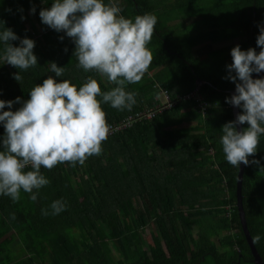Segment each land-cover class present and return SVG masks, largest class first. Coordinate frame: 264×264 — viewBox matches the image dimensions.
<instances>
[{
    "label": "trees",
    "instance_id": "1",
    "mask_svg": "<svg viewBox=\"0 0 264 264\" xmlns=\"http://www.w3.org/2000/svg\"><path fill=\"white\" fill-rule=\"evenodd\" d=\"M53 2L0 0L5 22L0 31L11 29L20 39L33 40L38 59L37 66L20 71L19 82L13 79L19 70L0 60V100H21L0 114L18 110L49 76L69 80L77 89L88 76L104 92L114 87L78 68L72 39L42 24L40 11ZM104 3L114 6L113 0ZM119 9L133 22L152 14L157 23L147 45L151 65L139 83L125 89L135 93L136 103L123 111L102 103L108 124L156 107L162 90L177 100L198 89L210 105L207 113L201 114L194 98L181 100L152 120L108 136L102 153L83 166L42 167L50 183L35 202L22 190L15 203L0 195V264H255L239 216L240 168L226 161L220 138L222 126L235 121L226 103L235 90L225 79L230 53L237 45L242 51L261 50L256 39L264 25V0H122ZM10 43L18 47L20 40ZM3 47L0 43V52ZM51 63L65 67L61 77L49 71ZM4 135L0 124V145ZM249 160L260 164L245 166L243 206L251 236L261 237L255 246L264 261V136ZM56 200L66 210L43 215ZM148 230L152 244L145 237Z\"/></svg>",
    "mask_w": 264,
    "mask_h": 264
},
{
    "label": "clouds",
    "instance_id": "2",
    "mask_svg": "<svg viewBox=\"0 0 264 264\" xmlns=\"http://www.w3.org/2000/svg\"><path fill=\"white\" fill-rule=\"evenodd\" d=\"M31 11L35 13V8ZM119 13L118 7L105 4L104 0H54L50 9L40 11L42 24L72 39L77 67L85 73L95 72L114 87L104 92L97 79L88 76L77 89L69 80L57 82L49 76L31 89L30 99L18 110L3 111L0 195L15 203L22 190L31 194L30 199L35 202L39 190L50 183L41 173L42 167L52 170L64 163L83 166L89 157L102 153V142L111 130L102 103L119 111L131 110L135 105V93L125 89L139 83L151 65L153 57L147 45L157 18L152 14L138 15L133 22ZM4 23L0 20V25ZM259 31V53L252 48L242 51L239 45L234 47L225 77L235 84V94L226 103L241 109V114L222 126L220 144L226 161L237 168L260 164L249 160L257 154L260 137L264 136V78L253 79V73L264 72V27ZM16 40H20L18 47L10 43ZM0 43L4 46L0 60L19 70L13 76L17 82L23 79L20 71L37 66L33 40L20 39L11 29L3 28ZM49 66L55 77L64 74L65 67L55 63ZM18 103L19 97L15 101L0 100V110ZM245 124L247 128L237 131V125ZM50 209V213L42 209V214L59 215L66 210V204L56 200ZM260 240L259 235L253 236V245Z\"/></svg>",
    "mask_w": 264,
    "mask_h": 264
},
{
    "label": "built area",
    "instance_id": "3",
    "mask_svg": "<svg viewBox=\"0 0 264 264\" xmlns=\"http://www.w3.org/2000/svg\"><path fill=\"white\" fill-rule=\"evenodd\" d=\"M161 95L166 97V101L159 103L158 105H156V107L152 109L137 113L136 115H130L119 124L111 125L109 136L113 135L115 132L122 131L126 128H130L135 123L140 122L142 120H152L156 115L174 108L177 105V103L181 100H190L194 98L195 101L198 103L200 112L203 116L206 115L207 110L210 106L209 103L206 102L202 98V96L198 93V89H196L192 94H187L181 97L179 96L177 100H172L169 97L168 92L165 90L161 91Z\"/></svg>",
    "mask_w": 264,
    "mask_h": 264
},
{
    "label": "water",
    "instance_id": "4",
    "mask_svg": "<svg viewBox=\"0 0 264 264\" xmlns=\"http://www.w3.org/2000/svg\"><path fill=\"white\" fill-rule=\"evenodd\" d=\"M262 76H264V72L260 73L259 75H257V74L253 75V79H258ZM234 94H235V90H233L231 92V97ZM231 109L233 110L234 118L236 119L237 115L240 114V110H239V108H236L232 105H231ZM241 129H243V125H237V131H240ZM244 170H245V166L241 165L240 170H239V175H238V182H237V200H238L239 216L241 219L244 234L246 236L248 244L251 248L252 255L254 257V263L255 264H264V261H263L262 257L260 256L258 250L256 249V246L253 245V243H252V236H251L250 231L248 229L246 215H245V211H244L243 195H242Z\"/></svg>",
    "mask_w": 264,
    "mask_h": 264
},
{
    "label": "rangeland",
    "instance_id": "5",
    "mask_svg": "<svg viewBox=\"0 0 264 264\" xmlns=\"http://www.w3.org/2000/svg\"><path fill=\"white\" fill-rule=\"evenodd\" d=\"M113 3H114V6L120 8L121 5H122V0H113ZM263 27H264V25H263ZM244 40L245 39L242 38V39H236L234 41L227 42V43H224V44H217V45H215V48H220V47H223L225 45L232 44V43H238V42H241V41H244ZM159 99H160V103L163 102V101H166V97L165 96H162L161 94H160ZM145 237H146L148 243L149 244H152V236H151V231L150 230H148L146 232Z\"/></svg>",
    "mask_w": 264,
    "mask_h": 264
}]
</instances>
